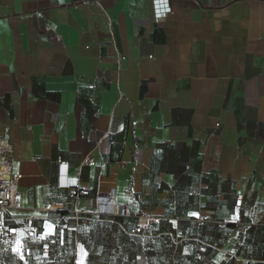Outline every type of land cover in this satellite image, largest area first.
<instances>
[{
	"label": "crops",
	"instance_id": "obj_1",
	"mask_svg": "<svg viewBox=\"0 0 264 264\" xmlns=\"http://www.w3.org/2000/svg\"><path fill=\"white\" fill-rule=\"evenodd\" d=\"M0 137V264H264V0H0Z\"/></svg>",
	"mask_w": 264,
	"mask_h": 264
},
{
	"label": "built area",
	"instance_id": "obj_2",
	"mask_svg": "<svg viewBox=\"0 0 264 264\" xmlns=\"http://www.w3.org/2000/svg\"><path fill=\"white\" fill-rule=\"evenodd\" d=\"M11 151V144L0 137V211L8 210L16 207L17 200V187L21 173L14 172L12 169V163L9 158V153ZM62 167L61 173H66L67 163L61 159L57 160ZM85 165L93 166L95 164L94 158L91 156H86L83 160ZM124 163V162H121ZM65 175L61 174L60 186L67 188L68 184L65 180ZM71 193H75L74 189L70 190ZM114 190L111 189L108 193L99 195L95 198V213L97 215H119L124 216L128 214V209L125 204L119 203L115 200ZM242 202V195L236 197V205L240 206ZM62 206L60 201H51L45 205V209L48 211H54ZM234 217V216H233ZM198 223L204 220V217H198ZM159 221L158 217H151L150 222L157 223ZM13 238V231L5 223L2 216H0V244L5 245L10 242Z\"/></svg>",
	"mask_w": 264,
	"mask_h": 264
}]
</instances>
